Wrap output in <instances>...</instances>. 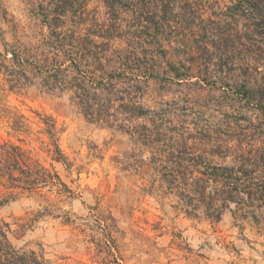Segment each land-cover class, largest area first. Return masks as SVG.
<instances>
[{
    "label": "rangeland",
    "instance_id": "obj_1",
    "mask_svg": "<svg viewBox=\"0 0 264 264\" xmlns=\"http://www.w3.org/2000/svg\"><path fill=\"white\" fill-rule=\"evenodd\" d=\"M155 1L0 0V146H19L75 192L0 186L14 249L100 264L95 219L111 216L124 264H264V210L242 218L230 205L218 216L183 185L205 165L235 163L215 153L237 123L246 128L240 114L256 119L233 90L264 85V43L230 0ZM81 78L119 98L108 123L82 113ZM133 106L152 113L134 117Z\"/></svg>",
    "mask_w": 264,
    "mask_h": 264
},
{
    "label": "trees",
    "instance_id": "obj_2",
    "mask_svg": "<svg viewBox=\"0 0 264 264\" xmlns=\"http://www.w3.org/2000/svg\"><path fill=\"white\" fill-rule=\"evenodd\" d=\"M230 1L250 20L254 33L264 43V0ZM119 2L121 4L125 2L128 7L135 6L134 0H119ZM160 2L162 7L172 5L170 0H160ZM151 14L147 8L140 18L145 20ZM57 15L62 16L58 13ZM152 19L157 20L154 17ZM80 82L77 86V94H80L79 108L84 116L93 122L108 123L113 118V105L117 102L116 99L119 101V98L114 92H108L109 84L105 82L102 86L89 83L86 78H81ZM233 96L236 100L244 101L248 105V113H257L256 119L240 114L239 122L244 121L246 128L237 123L232 129L229 142L225 143L221 140L218 143L215 155L223 158L226 156L223 149H226L233 155L235 163L231 166H201L204 168L196 172L201 177L194 179L192 183L186 180L183 185L184 189L191 191V194L187 195L190 200L194 198L195 201L207 205V208L213 210L212 212L217 213L218 216L223 208L235 205L240 217L245 218L249 215L253 217L256 216V210H264V85L257 88L242 85L233 90ZM129 113L134 117L144 118L152 112L133 106ZM43 123L47 126V133L55 149L54 160L66 165L67 160L58 145L54 124H50L47 119H43ZM180 162H184V166L180 168L186 170L183 175H191L190 161L181 160ZM172 176L177 179L178 174L173 173ZM173 183L177 182H171ZM0 186L10 191L21 190L33 193L48 189L49 192L56 191L67 198H73L75 195L54 168L45 167L22 148L9 143L0 146ZM182 187L177 184V191L182 190ZM196 196L199 198L196 199ZM96 218V227L102 230L105 236L101 243H97L99 253L103 255L100 257V264H124L118 252L115 236L118 233V226L115 219L111 216L109 219ZM68 219V222H71V218ZM7 233V225L0 222V264H55L35 252H21L14 249Z\"/></svg>",
    "mask_w": 264,
    "mask_h": 264
}]
</instances>
